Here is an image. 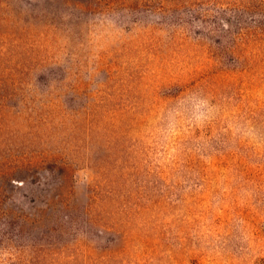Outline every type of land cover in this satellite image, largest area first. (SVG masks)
<instances>
[{
  "label": "rangeland",
  "instance_id": "374dc122",
  "mask_svg": "<svg viewBox=\"0 0 264 264\" xmlns=\"http://www.w3.org/2000/svg\"><path fill=\"white\" fill-rule=\"evenodd\" d=\"M15 1L0 264H264V0Z\"/></svg>",
  "mask_w": 264,
  "mask_h": 264
},
{
  "label": "trees",
  "instance_id": "16d2710c",
  "mask_svg": "<svg viewBox=\"0 0 264 264\" xmlns=\"http://www.w3.org/2000/svg\"><path fill=\"white\" fill-rule=\"evenodd\" d=\"M63 4H58L56 7H46L41 6L39 13L31 15L35 24L42 23L45 27L54 28L60 25L77 26L81 24L83 19L79 16L78 9L75 3H72L71 6H66L70 0H63ZM65 3V4H64ZM8 18H18L20 20L26 21V16L21 14V10L17 8L15 0H0V20H5ZM2 33L0 32V35ZM8 32L4 31V35H7ZM3 55V50L0 49V57ZM0 67L2 65L0 64ZM1 79V77H0ZM68 260H66L67 262ZM67 264V263H66Z\"/></svg>",
  "mask_w": 264,
  "mask_h": 264
}]
</instances>
